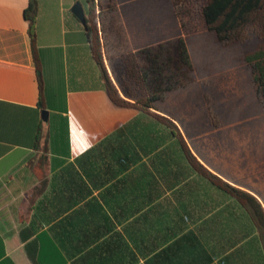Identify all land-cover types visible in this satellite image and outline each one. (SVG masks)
I'll return each instance as SVG.
<instances>
[{
    "label": "crops",
    "instance_id": "0c3cea01",
    "mask_svg": "<svg viewBox=\"0 0 264 264\" xmlns=\"http://www.w3.org/2000/svg\"><path fill=\"white\" fill-rule=\"evenodd\" d=\"M30 1L0 0V264H146L164 248L171 264H264V242H251L253 230L245 239L238 209L191 172L170 131L110 99L109 80L134 102L109 55L169 41L160 10L116 0L122 35L102 42L100 63L72 13L76 0H37L36 57ZM165 99L152 112L238 187L195 154L160 109Z\"/></svg>",
    "mask_w": 264,
    "mask_h": 264
},
{
    "label": "trees",
    "instance_id": "16d2710c",
    "mask_svg": "<svg viewBox=\"0 0 264 264\" xmlns=\"http://www.w3.org/2000/svg\"><path fill=\"white\" fill-rule=\"evenodd\" d=\"M77 2H81L84 6L85 34L92 45L94 56L102 63V42L108 46L111 41L110 33L115 35L116 39H120L122 35L118 3L116 0H76ZM173 4L182 19L193 16L192 19L201 21L207 32L218 43L242 44L253 38L260 42L256 50L246 54L245 62L252 69L257 93L264 103V0H173ZM37 13L38 2L31 0L29 7L25 10V16L30 22V36L36 57L38 51L35 32ZM108 58L111 60L119 89L129 100L134 101L123 99L115 85L109 80L107 84L112 102L120 107L141 110L155 119L160 126L169 130L191 172L203 180L206 185L227 197L233 204V213L234 209H238L239 218L237 219L242 222L245 229L248 227L245 239L253 230L256 236L251 242L256 240L264 242V208L259 199L205 168L192 154L175 122L152 112V109H155L157 103L163 101L167 93L197 82L196 68L187 40L179 37L137 52L124 51L116 60H113L110 55ZM41 107L45 108L43 100ZM229 207L230 205L226 206L221 212H230ZM222 232L224 233V230ZM187 238L189 235L184 236L176 245ZM169 250L171 249H162L146 264L154 263L156 258L160 260L159 264H171ZM191 255L192 253L188 257ZM179 258L181 256L177 259ZM211 262L212 259L209 258L204 264ZM183 263V259H179L177 264Z\"/></svg>",
    "mask_w": 264,
    "mask_h": 264
},
{
    "label": "rangeland",
    "instance_id": "374dc122",
    "mask_svg": "<svg viewBox=\"0 0 264 264\" xmlns=\"http://www.w3.org/2000/svg\"><path fill=\"white\" fill-rule=\"evenodd\" d=\"M143 3L160 10L169 41L187 40L196 68L197 82L167 94L160 109L172 113L206 165L264 202V103L245 62L260 42L224 45L193 16L182 19L173 0Z\"/></svg>",
    "mask_w": 264,
    "mask_h": 264
},
{
    "label": "water",
    "instance_id": "95a60500",
    "mask_svg": "<svg viewBox=\"0 0 264 264\" xmlns=\"http://www.w3.org/2000/svg\"><path fill=\"white\" fill-rule=\"evenodd\" d=\"M72 13L86 26V14L82 3L77 2L72 7ZM49 112L47 110L42 111V117L44 120H48Z\"/></svg>",
    "mask_w": 264,
    "mask_h": 264
}]
</instances>
